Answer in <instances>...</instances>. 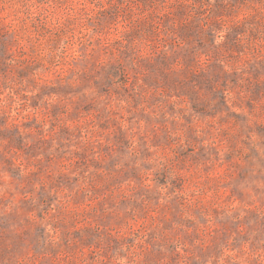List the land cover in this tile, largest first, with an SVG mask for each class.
Instances as JSON below:
<instances>
[{"label":"rangeland","instance_id":"obj_1","mask_svg":"<svg viewBox=\"0 0 264 264\" xmlns=\"http://www.w3.org/2000/svg\"><path fill=\"white\" fill-rule=\"evenodd\" d=\"M0 264H264V0H0Z\"/></svg>","mask_w":264,"mask_h":264}]
</instances>
